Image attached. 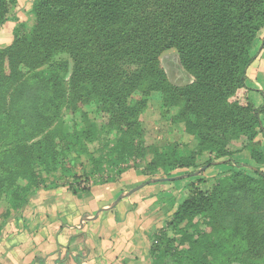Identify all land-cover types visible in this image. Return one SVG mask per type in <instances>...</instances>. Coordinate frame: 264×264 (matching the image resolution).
Listing matches in <instances>:
<instances>
[{
	"label": "trees",
	"instance_id": "trees-1",
	"mask_svg": "<svg viewBox=\"0 0 264 264\" xmlns=\"http://www.w3.org/2000/svg\"><path fill=\"white\" fill-rule=\"evenodd\" d=\"M16 1L0 0V26ZM31 12V30L18 23L12 43L0 47V188L33 178L35 164L60 165L75 141H92V131L76 123L56 143L64 113L87 116L95 109L116 132L118 147L145 156L138 115L156 92L163 107L182 105L179 117L197 138L193 155L178 167H195V157L205 152L234 163L229 144L254 143L264 105L234 98L249 92L247 70L264 27V0H33ZM168 49L194 78L183 88L172 87L160 67ZM251 159L264 163V153L253 149ZM251 168L257 179L235 169L212 192L192 190L178 205L169 227L191 241L181 260L214 264L200 252L209 247L207 239L189 233L195 217L207 212L211 227L234 225L250 252L264 248V171ZM32 192L21 194V204ZM155 250L151 245L150 253Z\"/></svg>",
	"mask_w": 264,
	"mask_h": 264
},
{
	"label": "rangeland",
	"instance_id": "rangeland-1",
	"mask_svg": "<svg viewBox=\"0 0 264 264\" xmlns=\"http://www.w3.org/2000/svg\"><path fill=\"white\" fill-rule=\"evenodd\" d=\"M32 2L17 0L10 5L8 19L0 26V47L12 43L18 23L31 30ZM251 55L254 60L247 70L246 79L249 92L239 93L234 99L245 104L248 98L255 107H260L264 105V27L258 32ZM159 62L172 87L183 88L194 81L181 65L175 49L163 51ZM137 97L136 93L134 98ZM181 110L182 105L163 107L161 94L152 93L145 110L138 115L145 131V156L136 150L118 147L116 132L105 127V118L95 109H87V116L64 113L62 124L60 122L55 130L56 143L64 134L72 132L76 123L92 131V141H75L67 154L68 159L60 160V165L35 164L33 178H22L21 182L0 188V228L4 222H17L28 206L38 202V190L44 191L41 199L48 198V194L56 190L70 188L78 192L89 189L87 193L101 191L106 199L126 194L130 196L123 195L129 210H137L140 206L139 225L135 226L138 229L136 238L143 250L141 254L147 251L148 262L193 264L179 258L180 251L189 248L191 241L183 242L180 234L169 227L172 214L192 190L212 192L218 182L229 177L235 169H242L248 176L257 179L251 166L264 171V163L251 159V153L253 149L264 153V109L260 112V127L256 128L254 143L246 146L245 139H240L229 144L234 163L242 165L239 168L234 163L225 162L227 157L216 158L210 152L195 157V167H178L181 158L193 155L197 141L195 136L187 133L185 121L179 117ZM60 128L62 132L59 133ZM31 189L33 192L29 200L21 204L24 201L21 194L31 192ZM118 191L120 194H117ZM211 216L212 212L199 215L189 227V233L195 238H206L208 241V248H200L203 257L206 256L214 264H225L227 260L230 264H264V248L250 252L248 240L236 235L234 225H228L227 230L217 225L211 227ZM153 244L156 250L150 253Z\"/></svg>",
	"mask_w": 264,
	"mask_h": 264
},
{
	"label": "crops",
	"instance_id": "crops-1",
	"mask_svg": "<svg viewBox=\"0 0 264 264\" xmlns=\"http://www.w3.org/2000/svg\"><path fill=\"white\" fill-rule=\"evenodd\" d=\"M43 193L17 222L3 223L0 264H150L136 238L140 206L129 210L124 201L130 196L112 202L101 191Z\"/></svg>",
	"mask_w": 264,
	"mask_h": 264
},
{
	"label": "water",
	"instance_id": "water-1",
	"mask_svg": "<svg viewBox=\"0 0 264 264\" xmlns=\"http://www.w3.org/2000/svg\"><path fill=\"white\" fill-rule=\"evenodd\" d=\"M123 195H126V194H122L121 196H119L116 201L118 202Z\"/></svg>",
	"mask_w": 264,
	"mask_h": 264
}]
</instances>
